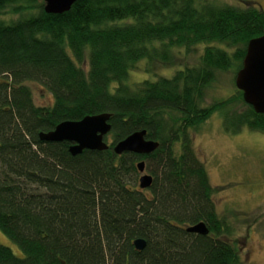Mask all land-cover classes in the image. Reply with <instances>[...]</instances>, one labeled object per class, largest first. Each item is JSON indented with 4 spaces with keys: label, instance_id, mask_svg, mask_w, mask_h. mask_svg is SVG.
<instances>
[{
    "label": "trees",
    "instance_id": "trees-1",
    "mask_svg": "<svg viewBox=\"0 0 264 264\" xmlns=\"http://www.w3.org/2000/svg\"><path fill=\"white\" fill-rule=\"evenodd\" d=\"M43 8V0H0V231L23 253L0 243V264H238L233 227L216 212L191 131L220 110L226 130L264 132V113L238 89L202 104L216 73L237 72L247 42L264 35V10L209 0ZM202 44L195 65L128 81L139 61L174 66L177 49ZM28 82L51 102L36 104ZM102 112L111 114L106 150L72 155L68 142L38 136ZM139 130L158 142L154 151H112ZM139 161L152 176L146 189ZM199 222L208 234L186 230Z\"/></svg>",
    "mask_w": 264,
    "mask_h": 264
},
{
    "label": "rangeland",
    "instance_id": "rangeland-1",
    "mask_svg": "<svg viewBox=\"0 0 264 264\" xmlns=\"http://www.w3.org/2000/svg\"><path fill=\"white\" fill-rule=\"evenodd\" d=\"M209 1L264 10V0ZM203 48V44L196 45L189 53L177 49L176 57L179 60L170 67L156 63L148 65L145 59L141 60L138 69L129 71L128 81L153 80L158 75L169 77L184 64L195 65ZM235 74L234 67L218 71L202 104L208 105L233 95L237 89ZM28 85L36 104L51 102L50 93L41 84L28 82ZM223 114L220 110L214 112L196 130L191 131L192 147L214 187L216 212L233 227L230 239L240 256L238 264H264V132L249 130L245 126L237 132L226 130ZM105 140L107 143L111 141L109 133ZM0 243L10 247L16 256H23L22 251L1 231Z\"/></svg>",
    "mask_w": 264,
    "mask_h": 264
},
{
    "label": "water",
    "instance_id": "water-1",
    "mask_svg": "<svg viewBox=\"0 0 264 264\" xmlns=\"http://www.w3.org/2000/svg\"><path fill=\"white\" fill-rule=\"evenodd\" d=\"M76 0H43L46 13L59 14L67 11ZM235 87L242 92L243 101L250 105L254 112L264 113V35L250 39L246 45V52L241 67L234 77ZM111 114L102 112L87 115L77 121H62L52 130L40 132L41 141L69 143L68 151L77 155L83 150L103 151L108 148L105 137L110 132L109 123ZM158 142L147 139L146 131L139 130L131 133L124 139L116 142L112 151L120 155L124 152L145 155L154 151ZM144 161L137 163L140 173L138 185L146 189L151 185L152 176L144 173ZM188 232L206 235L208 229L203 222H199L186 229ZM136 250L145 246V241L137 238L133 241Z\"/></svg>",
    "mask_w": 264,
    "mask_h": 264
},
{
    "label": "bare ground",
    "instance_id": "bare-ground-1",
    "mask_svg": "<svg viewBox=\"0 0 264 264\" xmlns=\"http://www.w3.org/2000/svg\"><path fill=\"white\" fill-rule=\"evenodd\" d=\"M197 224V223H196ZM195 225V224H194ZM191 226H193V225H191ZM190 227V226H189Z\"/></svg>",
    "mask_w": 264,
    "mask_h": 264
}]
</instances>
